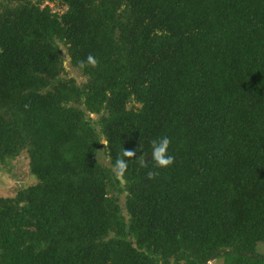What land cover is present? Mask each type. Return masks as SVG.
Wrapping results in <instances>:
<instances>
[{
    "label": "trees",
    "instance_id": "16d2710c",
    "mask_svg": "<svg viewBox=\"0 0 264 264\" xmlns=\"http://www.w3.org/2000/svg\"><path fill=\"white\" fill-rule=\"evenodd\" d=\"M23 151L0 264H264V0H0V163Z\"/></svg>",
    "mask_w": 264,
    "mask_h": 264
},
{
    "label": "rangeland",
    "instance_id": "374dc122",
    "mask_svg": "<svg viewBox=\"0 0 264 264\" xmlns=\"http://www.w3.org/2000/svg\"><path fill=\"white\" fill-rule=\"evenodd\" d=\"M64 64L69 74L76 76L77 80H83L84 77L80 72L68 62L66 53H64ZM100 161H106L107 157L103 154V150L100 149L98 153ZM35 180V176L28 170V159L25 152H21L15 158H12L5 166L0 163V195H13L21 185H27ZM256 251L264 254V242H257ZM222 263V257H213L207 260V264H220Z\"/></svg>",
    "mask_w": 264,
    "mask_h": 264
},
{
    "label": "clouds",
    "instance_id": "9594fccd",
    "mask_svg": "<svg viewBox=\"0 0 264 264\" xmlns=\"http://www.w3.org/2000/svg\"><path fill=\"white\" fill-rule=\"evenodd\" d=\"M97 67L98 60L91 54L87 56L86 60L79 62V67L84 69L86 67ZM171 140L167 136L155 138L150 141L151 146V160L154 162L156 168H168L174 163V157L168 154V149ZM102 145L107 146V141H102ZM136 156V152L132 150L122 149L118 154L115 163L112 165L111 172L115 178L123 177L128 168V160ZM143 164L144 161H141ZM158 175L157 172L149 171L147 176L149 179H154Z\"/></svg>",
    "mask_w": 264,
    "mask_h": 264
},
{
    "label": "water",
    "instance_id": "95a60500",
    "mask_svg": "<svg viewBox=\"0 0 264 264\" xmlns=\"http://www.w3.org/2000/svg\"><path fill=\"white\" fill-rule=\"evenodd\" d=\"M59 47L61 48L62 45L60 44ZM62 53L63 54L66 53V50L64 48H62ZM120 180H121L122 183H124V178L123 177H120ZM120 203H121V207H122V209L120 210V212H122L123 211V208H125L126 205L124 203V200H120ZM126 227H128V225H126ZM211 258H213V256H211L208 260H210ZM204 264H207V260L205 261Z\"/></svg>",
    "mask_w": 264,
    "mask_h": 264
}]
</instances>
